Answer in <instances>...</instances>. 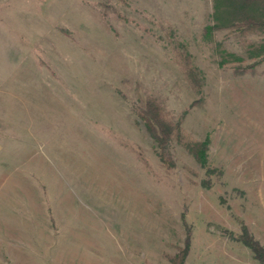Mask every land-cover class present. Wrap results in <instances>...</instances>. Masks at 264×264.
<instances>
[{
	"label": "rangeland",
	"instance_id": "1",
	"mask_svg": "<svg viewBox=\"0 0 264 264\" xmlns=\"http://www.w3.org/2000/svg\"><path fill=\"white\" fill-rule=\"evenodd\" d=\"M212 13L213 0H0V264L114 247L174 264L184 207V264H213L240 221L264 239V61L235 69L264 31L207 33ZM229 52L243 61L221 64ZM150 97L182 122L169 167L138 115ZM207 137L210 176L180 141Z\"/></svg>",
	"mask_w": 264,
	"mask_h": 264
},
{
	"label": "trees",
	"instance_id": "2",
	"mask_svg": "<svg viewBox=\"0 0 264 264\" xmlns=\"http://www.w3.org/2000/svg\"><path fill=\"white\" fill-rule=\"evenodd\" d=\"M213 24L206 27L210 33L216 29H229L236 33L246 34L248 32L264 31V0H213ZM248 56L255 59L253 63L239 66L235 68L236 71L243 72L254 70L255 66L264 61V40L261 42H247ZM229 57H223L221 64L240 63L243 61L242 57L229 52ZM180 57L185 60L184 71L186 78L192 88L199 91L202 86V74L193 66L188 52H180ZM226 58V59H225ZM139 117L143 120L148 133L157 143L160 149L159 156L166 166H172L170 153L168 150L169 143L175 134L181 133V121L174 122L167 117V113L161 103L156 98H148L144 107L138 112ZM183 146L191 153L194 158L205 168L207 175H213L217 169L209 166V143L210 139L205 140H188L180 138ZM214 170V171H213ZM220 173L222 171L220 170ZM202 185L209 187L210 180L202 179ZM186 207L181 213L182 221L185 225V241L184 247L180 249V253L176 255L174 264H184L192 245V227L186 218ZM241 233H235L230 230H223L222 232L234 240L240 241L248 246L254 253V256L264 264V246L250 233L246 224L243 221Z\"/></svg>",
	"mask_w": 264,
	"mask_h": 264
},
{
	"label": "crops",
	"instance_id": "3",
	"mask_svg": "<svg viewBox=\"0 0 264 264\" xmlns=\"http://www.w3.org/2000/svg\"><path fill=\"white\" fill-rule=\"evenodd\" d=\"M262 206H260V209H262ZM263 218H264L263 215L260 216V219ZM250 232L254 234L256 239L260 241V243L264 246V239H261L257 235V233L255 232L253 233L252 230H250ZM212 237L214 236L212 235ZM212 237L207 238V240L208 239L209 241H211L212 239L215 240V237L214 238ZM220 239L222 240V238ZM222 242L224 245L220 249H216V251L218 252L215 255V257L217 256V258H215L216 260L212 261L213 264H262L254 256L253 251L244 243L231 240L228 237L227 240H222ZM192 244L194 245V242ZM210 249L214 250L213 246L211 245L208 246L207 248L208 252H210ZM80 256L81 257L75 261L76 262L75 264H135L133 261L124 258L123 253L117 250L116 247H114V249L110 253L111 258L103 259L102 254L99 255V254H95L94 252H86L84 254L81 253ZM66 264H70V263L67 261Z\"/></svg>",
	"mask_w": 264,
	"mask_h": 264
}]
</instances>
